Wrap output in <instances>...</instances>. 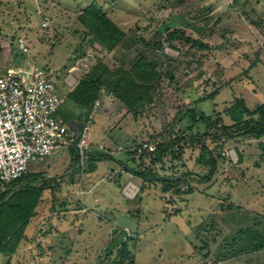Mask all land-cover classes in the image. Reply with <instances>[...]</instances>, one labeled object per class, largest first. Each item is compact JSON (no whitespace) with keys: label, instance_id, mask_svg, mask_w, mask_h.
I'll use <instances>...</instances> for the list:
<instances>
[{"label":"rangeland","instance_id":"374dc122","mask_svg":"<svg viewBox=\"0 0 264 264\" xmlns=\"http://www.w3.org/2000/svg\"><path fill=\"white\" fill-rule=\"evenodd\" d=\"M235 1L195 0L182 7L175 0H2L0 41L4 53L0 55V74L9 69L26 72L37 66L53 76L56 88L66 95L69 89L63 81L75 64L77 51L85 49L86 42L76 18L90 4L97 3L128 34L135 48L141 49L143 39L159 41L156 64L161 68L163 63L174 74L173 81L164 78L155 106L138 118L135 126L125 111L128 118L121 125L133 138L145 141L190 125L184 108L188 94L193 93L186 87L187 82L200 98L218 91L213 100L198 105L206 115L214 114V110L222 112L236 99L254 108L264 103V0H246V12L252 20H262L261 28L241 18L242 11L234 7ZM175 29L185 30L190 38L202 39L210 49L197 52L183 41H167L166 33ZM210 29L213 34L209 36ZM13 37L24 39L27 53L19 51ZM92 48H86L87 52ZM144 53L152 58L150 50ZM103 54L112 70L120 59L129 64L137 60L135 49L128 52L125 47L117 53ZM84 74L76 72L74 76L79 79ZM88 125L89 139L94 144L103 140L101 149L112 158L99 162L92 193L77 188L82 174L89 178L85 172L87 163L83 167L74 164L67 148L31 163L30 174L38 173L47 164L60 168L45 174L60 182L58 195L69 210L52 217L51 195L46 192L37 212L50 232L37 243L23 244L11 264H121L117 252L121 243H126L135 264H235L233 260L214 263V258L205 255L216 249L220 239L224 241L234 230L246 228L264 216V148L260 147L264 139H232L219 149L207 139L206 145L222 156L212 182L194 181V174L205 176L210 172L198 161V143L179 144L161 163L148 161L141 169L137 163L133 172L150 170L148 178H169L179 183L181 191L193 190L175 200L171 193L163 194L158 181L147 183L151 188L141 192V178L132 174L120 180L119 162L129 167L132 163L124 161V150L106 143V121L99 112L91 116ZM205 131L204 125L199 126V132ZM126 153L128 160L136 163ZM130 182L138 188L137 197L132 199L125 193ZM5 189L6 186L1 188ZM76 205L82 209L75 210ZM49 217L52 218L48 220ZM34 222L26 231L30 238L39 232L35 227L39 230L41 226ZM205 243L208 248L201 249ZM7 262L8 257L0 255V264Z\"/></svg>","mask_w":264,"mask_h":264},{"label":"trees","instance_id":"16d2710c","mask_svg":"<svg viewBox=\"0 0 264 264\" xmlns=\"http://www.w3.org/2000/svg\"><path fill=\"white\" fill-rule=\"evenodd\" d=\"M1 1L0 4L2 3ZM194 1L175 0L176 4L182 7L186 3ZM234 7L238 11H242L241 18L246 22L250 21V25L258 26V28L263 27V22L260 18L257 21L252 20L251 15L246 12L249 7L246 0H236ZM76 20L84 29V40L86 42L85 49L81 47L75 57L84 56L87 49L97 44L103 48L107 55L117 53L124 47L128 52L135 49L137 60L129 64L127 61L120 59L119 65L112 70L105 63L104 58H97L89 72L82 75L75 87L67 92L64 111L62 110L64 116L69 115L68 111L71 107L77 110L82 121L81 129H83L89 124L97 102L102 96L106 95L119 109H124L133 118V124H137L138 118L145 114L147 115L155 106L156 95L164 78L171 81L174 80V74L169 72V67H165L161 63V68H158L156 64V51L161 43L155 40L143 39L141 41V49L135 48L133 40L131 41L128 38V34L120 29L97 3H92L85 8L79 13ZM210 31L209 36L211 33L213 34V30L210 29ZM2 36L3 32L0 28V39ZM16 40L17 38L13 37V41L16 42ZM166 40L171 43L183 41L189 45L190 49H195L197 52L210 49V46L202 39H193L186 36L185 30L175 29L167 32ZM145 50H150L152 58L145 55ZM3 53V46L0 41V55ZM187 53H189V50ZM186 87L193 93L188 94L189 98H186L184 108L190 125L187 124L183 129L175 130L170 134L159 133L157 136H150L151 139L147 141L156 145V151L151 155L140 156L137 154V147L144 142L142 140L138 141L137 137H132L131 144L124 147V150L128 151L131 158L138 163V167L141 169L148 161L150 164L161 163L168 153L181 143L186 145L198 143L200 144L198 161L209 167L210 172L205 176L194 174L196 179L194 181L199 183L212 182L213 176L218 169V163L222 160L221 154H216V149H219V147H222L232 139L246 137L254 140L264 139V103L254 108H248L244 100L236 99L222 112L214 110V114L206 115L198 110V105L208 100H213L218 91L208 97L200 98L189 82H187ZM126 118H128L127 115L123 117L124 121ZM201 125H204L205 132H199V126ZM118 127V129L123 128V125L120 124ZM110 139L115 144H119L113 136H110ZM207 139L216 143L218 148L211 149L208 147L206 145ZM260 147L264 148L263 144H260ZM67 149L74 164H78V148L72 146ZM104 151V149L91 153L88 151L85 161L87 163L85 172L93 173L97 169L99 162L112 158L111 154ZM80 168L83 170L81 166ZM29 172L22 178L7 183L5 190L0 189V255L8 257L7 264H11L14 255L23 244L34 243L37 239L49 234L50 231L39 229V232L32 238L26 235L27 228L32 221L39 217L37 208L43 202V196L46 192L51 195V216L69 210L67 202L61 201L59 198L58 188L61 184L57 181V178H48L43 173L30 174ZM149 174H151L150 170L143 173L133 172L134 176L141 178L143 181L141 192L151 188V186L147 188V183L158 181L162 184L163 194L171 193L175 200L182 195L193 193L192 189L186 192L181 191L176 180L159 178L154 175L148 178ZM25 181L26 183H23ZM15 183L19 187L13 185ZM81 209L80 205H76L75 210ZM175 212H179V210ZM52 217H49L48 220ZM229 236L224 241L220 239L219 243L216 244V249L214 248L215 250L207 252L205 257L214 258V263L223 260H233L235 264H264V216H259L252 225L246 228L240 227L234 230ZM206 248H208V243H205L201 249ZM117 252L121 256V264H135L134 256L127 249L126 243H121Z\"/></svg>","mask_w":264,"mask_h":264},{"label":"built area","instance_id":"2783aa9c","mask_svg":"<svg viewBox=\"0 0 264 264\" xmlns=\"http://www.w3.org/2000/svg\"><path fill=\"white\" fill-rule=\"evenodd\" d=\"M16 44L23 54L28 52L23 38H17ZM104 52L95 45L84 56L74 57L75 64L64 79L66 87L73 89L78 82L74 74L89 72ZM64 102L65 95L56 88V79L37 66L26 72L9 69L0 74V189L28 174L31 163L48 158L59 148L76 146L79 163L85 165L90 126L80 132L65 126L57 116ZM136 151L140 156L151 155L156 145L146 140ZM125 193L132 199L138 188L130 182Z\"/></svg>","mask_w":264,"mask_h":264},{"label":"crops","instance_id":"0c3cea01","mask_svg":"<svg viewBox=\"0 0 264 264\" xmlns=\"http://www.w3.org/2000/svg\"><path fill=\"white\" fill-rule=\"evenodd\" d=\"M78 80V79H77ZM64 86L66 87L64 81H63ZM67 88V87H66ZM69 89V88H68ZM71 90V89H69ZM68 90V91H69ZM67 91V92H68ZM62 92V91H60ZM67 94V93H66ZM66 97V95H65ZM64 105L65 103L60 107L61 112H59L57 114L59 120L65 125L67 126L70 130L74 131V132H80L82 129V121L80 120L79 117V112L77 110H74L72 107L69 108V115H65L64 116V112H62V110L64 109ZM115 103H113L111 101V99L104 95L101 97V99L97 102L95 109H94V113L93 114H97L99 112L100 117L103 119L104 121H106V129H105V135H106V143L111 147L112 145L118 149V151L124 150V147H127L131 144L133 138L132 135H130V133L123 128L118 129L120 126V124L124 121L123 117L126 115L125 114V110L124 109H117L115 111ZM64 111V110H63ZM123 113V114H121ZM114 130V131H112ZM116 131L119 133L116 134ZM110 132V133H109ZM110 136H113L118 142H119V146H121V149L118 147L117 144H115L113 142L112 139H110ZM104 145L103 140L98 143V144H94L92 142V140H90V147H89V152H95L96 150H102L101 146ZM125 154H126V159L124 161L132 163V167H129L128 164H125V162L120 161L119 164H121V167L119 168V170L117 171V173L119 174V178L120 180L125 176H131L133 173L134 168L137 167V162L134 163L131 160H128L129 157L126 153V151L124 150ZM70 154V153H69ZM71 158V155H69ZM71 160H73L71 158ZM99 164V163H98ZM98 164H97V169L93 172V173H88L87 175L89 176V178H86L87 176H84L83 174L79 177L78 183H77V188L80 190H85L84 193H92V189L91 186L93 184V175L94 173H96V171L98 170ZM60 168L58 167H51L49 164L46 165V167H44L42 170H40L38 173H47V172H55L56 170L59 171ZM107 172H110L109 170ZM46 175V174H45ZM133 176V175H132ZM56 178V177H55ZM84 181L87 182V185L84 184ZM71 183H73L72 180H70ZM120 182V181H119ZM89 189V191H86L87 189ZM82 192V194H84ZM43 217H37L34 219V223L35 225H37L38 223H41L39 229H44L47 231V227H43L45 226V222L42 221ZM40 221V222H39ZM32 224V223H31ZM52 227V226H51ZM35 231H39L38 229H36L35 227ZM36 234V232H35ZM34 234V235H35ZM38 241H35V243H37Z\"/></svg>","mask_w":264,"mask_h":264}]
</instances>
